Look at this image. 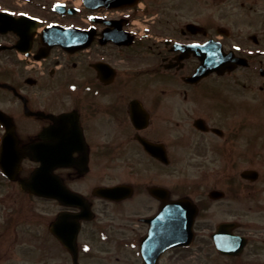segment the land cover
I'll return each mask as SVG.
<instances>
[{
  "label": "flooded vegetation",
  "instance_id": "obj_1",
  "mask_svg": "<svg viewBox=\"0 0 264 264\" xmlns=\"http://www.w3.org/2000/svg\"><path fill=\"white\" fill-rule=\"evenodd\" d=\"M0 3L12 14L37 17L45 29L85 33L57 44L36 34L28 47L33 84L23 80L29 88L16 81V70L26 65L13 47L18 39L0 45L6 46L0 87L7 104L0 107L14 121L23 157L12 179L0 168V187L16 204L22 196L31 205L44 199L57 205L47 222L25 211L31 221L21 231L25 238L15 241L23 253L48 250V231L58 243L50 264H264V162L251 161L257 147L244 129L248 120L235 121L226 94L231 78L264 93V0ZM38 57L41 65L33 63ZM190 100L200 107H188ZM186 125L200 137L191 142L198 182L169 184L173 142L190 141ZM5 132L0 123V145ZM244 139L247 146L237 147ZM242 156L247 161L238 162ZM42 166L57 184L83 195L86 215L82 205L22 189L21 179ZM117 185L106 196L97 192ZM190 202L198 213L194 237L165 247L164 239L182 231L176 224ZM62 215L65 234L80 223L76 254L51 231Z\"/></svg>",
  "mask_w": 264,
  "mask_h": 264
},
{
  "label": "rangeland",
  "instance_id": "obj_2",
  "mask_svg": "<svg viewBox=\"0 0 264 264\" xmlns=\"http://www.w3.org/2000/svg\"><path fill=\"white\" fill-rule=\"evenodd\" d=\"M1 4V3H0ZM9 7V6H8ZM5 39H14L11 35H1L0 34V43L4 42ZM20 65V64H19ZM17 65V66H19ZM17 77L16 81L20 82L21 85L25 88H29L28 85L24 83V78L29 74L28 71H19L16 70ZM237 77V76H236ZM243 82V81H242ZM240 82L239 85H235L233 78L229 81L228 86L230 87L228 90L227 96L230 98L229 100L235 106L233 108L232 115L234 116L235 121L240 120L241 117L245 116V120H248V125L244 128L245 130L250 131L251 146H256L255 151H252L249 154L251 157V161L256 162H264V93H260L259 89L252 84L247 86H243V83ZM1 90V88H0ZM32 90V88H31ZM7 102L9 104L12 103L13 96L11 94H7ZM4 95L0 91V104L4 107H7V104L4 103ZM237 105V106H236ZM187 106L193 108L200 107L198 104L192 100L189 101ZM202 107V106H201ZM188 128V125H186ZM192 128V127H191ZM193 131L188 128L190 135V141L185 143L184 141L177 144L173 142V150H174V164L170 168L173 174L171 179H168L169 184L174 185H182V184H192L198 182V166L199 160L196 158L197 156L194 154L198 151L196 145L193 146L191 143H196L200 139L199 134L195 132V129L192 128ZM175 135V132H173ZM177 134V133H176ZM198 136V137H197ZM247 142L244 140L239 141V145L237 147L245 148L247 146ZM238 162H245L244 156L238 157ZM96 169V168H95ZM101 171V169H99ZM100 173V172H99ZM95 174V173H94ZM100 176V174L98 175ZM91 178V175L88 177ZM75 187L84 188L85 186H81L79 183L74 184ZM79 188V189H80ZM82 190V189H81ZM11 194V193H10ZM10 194L7 195L3 188L0 187V264H50L49 256L50 252H55L54 247L57 241H54L53 238L49 235L47 231V241H48V250L44 252H31L30 249L27 250V253H23L22 248H19L18 244L15 242L18 236L25 238V232H21L24 228L28 227V223L26 220L31 221V219H24L25 211H27L29 216L36 215L38 220L42 217V215L48 216L51 218L53 214L57 211L56 202L45 200L37 201L35 203L28 204L24 199V197H19L21 203L16 204L13 203V198L10 199ZM13 195V194H12ZM5 197V198H2ZM31 205V206H30ZM20 211L18 214L19 217H15V215H11L14 212ZM10 218V219H9ZM47 222V220H46ZM40 229L44 230L42 223L40 224ZM11 230V231H10ZM33 232H38L37 229H34ZM43 233V232H42ZM20 234V235H19ZM15 244L18 246L16 248ZM21 249V250H20ZM56 253V252H55Z\"/></svg>",
  "mask_w": 264,
  "mask_h": 264
},
{
  "label": "water",
  "instance_id": "obj_3",
  "mask_svg": "<svg viewBox=\"0 0 264 264\" xmlns=\"http://www.w3.org/2000/svg\"><path fill=\"white\" fill-rule=\"evenodd\" d=\"M38 25L37 21L30 18V17H26L21 16V17H15V16H11L6 12H0V32H8L9 30H13L16 31L18 33V35L20 36V42H25V41H29V39H32V33L35 29V27ZM69 35H75L73 29H68L64 32L62 31H55L53 27H49L48 29H46V31L44 32L43 36H49V37H53L55 39H64L65 36H69ZM0 121L3 122L5 125L8 126V133L6 135V137L4 138V142H3V151L1 154V163L3 165V167L5 168L9 163L11 162L10 158L6 157L9 155V144L10 141H13L14 139V132H13V128L14 125L12 124V120L9 118L8 115L4 114L3 112L0 111ZM6 170V168H5ZM42 173L41 169L39 171H37L34 174V178L38 179L39 175ZM43 188V193L40 192V194H45L48 196H57V190L56 188H52L50 187V185H42ZM110 190H102V193H107ZM71 195V194H70ZM192 216V215H191ZM191 223V222H190ZM56 233L58 234L59 237H61L63 239V237H65V234L62 230H59V226L58 228H56Z\"/></svg>",
  "mask_w": 264,
  "mask_h": 264
}]
</instances>
